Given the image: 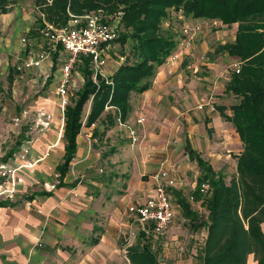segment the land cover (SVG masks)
Returning a JSON list of instances; mask_svg holds the SVG:
<instances>
[{"label":"crops","instance_id":"obj_1","mask_svg":"<svg viewBox=\"0 0 264 264\" xmlns=\"http://www.w3.org/2000/svg\"><path fill=\"white\" fill-rule=\"evenodd\" d=\"M4 22L19 23L12 44L20 32L28 33L36 20L25 18L15 9ZM203 22H183L202 26L192 56L186 54L182 64L172 70L166 65L159 67L146 92L131 94L132 108L124 125L117 121L121 114L116 106H107L97 124H84L71 169L63 179L57 171L66 154L61 100L40 95L32 108L34 113L40 109L50 113L51 127L39 132L31 123L18 151L12 156L9 153L15 144L0 152V165L15 169L17 182L12 197L0 196L1 202L9 203L0 207V264H129L127 251L144 234L143 225L129 213V208L144 205L152 197L161 171L176 181L175 187L169 189L174 221L189 224L183 217L182 201L196 213H205L202 200L194 199L200 169L191 160L187 146L215 168L221 160L240 155L243 144L228 119L232 116L228 97L233 94L226 87L231 77L229 65L235 59L217 55L213 44L227 34L217 31L213 37V30L203 28L207 24ZM180 36L181 30L178 39ZM26 50L15 45L0 49V56L27 54ZM47 53L39 69L27 70L38 71L36 78L41 79L42 86L55 85L56 93L64 65L59 69L58 59L67 56L61 48L49 47ZM202 55L205 61L200 59ZM8 62L2 67H9ZM114 73L106 71L104 77L111 81ZM203 99L204 107H210L205 112L204 107L200 109ZM109 112L117 121L114 126L106 119ZM143 116L146 121L140 124L138 119ZM129 126L136 127L140 137L136 147L132 145ZM179 138L183 140L182 151L174 147ZM146 239L152 250L161 242L159 238ZM251 259L253 255L248 262Z\"/></svg>","mask_w":264,"mask_h":264},{"label":"trees","instance_id":"obj_2","mask_svg":"<svg viewBox=\"0 0 264 264\" xmlns=\"http://www.w3.org/2000/svg\"><path fill=\"white\" fill-rule=\"evenodd\" d=\"M22 3L35 8L36 22L27 36L40 37L47 24L56 28L66 26L69 12L82 15L101 11L106 17L122 13L118 42L123 46L130 43L132 47L131 57L127 56L126 63L115 71L111 81L99 75L98 83L94 82L88 57L83 56L76 65L84 83L71 95L64 112L62 137L66 154L57 168L61 179L71 169L77 153L76 141L84 124H97L107 106H116L122 121H126L132 108L131 94L146 92L159 67L177 49L178 34L166 36L161 31L171 11L196 20L219 21L225 27L237 25L234 41L220 44L215 51L240 64V72L232 70L226 87L228 93L239 98L238 104L231 107L232 116L227 117L243 144L242 153L236 157V174L228 182L224 172H216L188 145L187 152L200 169L194 199L202 200L205 218L186 202L182 201L181 205L183 217L193 231H206V240L197 250V264H248L250 255L257 264H264V0H0V15H7ZM24 69L9 68V86ZM89 103L91 108L86 114ZM106 119L111 126L117 123L110 114ZM30 126L27 123L23 127L16 146L9 152L11 156L26 141ZM204 184L208 185L205 194L201 192ZM8 204L0 201V207ZM127 253L129 264H163L144 234Z\"/></svg>","mask_w":264,"mask_h":264},{"label":"built area","instance_id":"obj_3","mask_svg":"<svg viewBox=\"0 0 264 264\" xmlns=\"http://www.w3.org/2000/svg\"><path fill=\"white\" fill-rule=\"evenodd\" d=\"M122 13H118L111 17H106L103 12L74 15L69 13V21L64 27L56 28L47 24L40 33L53 48H61L67 58L61 69L59 85L56 93L60 96L62 112L64 114L66 106L70 101L69 87L72 84V73L79 60L84 56L90 58L92 69L94 71L93 79L98 83V76H104V69L108 66L112 54L115 53L113 42H115L121 34ZM202 26L190 25L185 23L181 27V36L178 39L177 49L171 53L166 59V66L172 68L179 67L186 54L192 56L195 47V41L202 32ZM27 41L23 38V42ZM48 58V53L44 52L39 55L30 56L24 61L25 69H36L42 66V63ZM120 62L124 63L125 58L118 57ZM205 61V57H200ZM4 61L0 58V68ZM236 73L240 72V64L233 65ZM205 99L202 100L200 109L204 107ZM30 118H33L31 121ZM53 116L45 109H40L32 115V112L25 110L20 117L15 119L17 124L33 123L34 128L41 132L52 125ZM140 124H144L146 118L139 117ZM117 121L120 125H124L121 116L118 115ZM133 142L140 140L134 129L130 130ZM31 143V140L28 139ZM31 166V165H29ZM27 166V167H29ZM15 169H9L4 165H0V196L12 197L16 191L17 182L15 179ZM157 186L153 190V195L144 205H132L129 213L132 214L139 223L144 227V235L146 238H161L172 227L175 219V210L171 201L169 189L175 187L176 181L169 177L166 171H161L156 176ZM208 185L204 184L201 192L207 193ZM193 199V198H192ZM40 246L41 244H37Z\"/></svg>","mask_w":264,"mask_h":264},{"label":"rangeland","instance_id":"obj_4","mask_svg":"<svg viewBox=\"0 0 264 264\" xmlns=\"http://www.w3.org/2000/svg\"><path fill=\"white\" fill-rule=\"evenodd\" d=\"M15 9L20 11L25 18L29 16L30 18L35 20V15H34L35 8L30 3H22V5L17 6L16 8H14V10ZM90 13H95V12H87L84 14H90ZM11 15H13V11L6 16L0 15V49L1 50L3 48L9 49L10 47L15 45L17 46L21 45L27 48V50L29 48V52L26 55L23 53L19 54L18 52H16L13 56L12 55H10L9 57L5 55L0 56V58L4 61V63H7L8 61L10 62L9 67L5 65L4 67L0 68V88L2 89V91L0 92V152L1 153H4L10 148H12V146H14L16 142L19 140L18 136L22 131L23 127L26 126V124L25 123L17 124L15 122V119L20 117V115L25 110L32 111V115H33L34 110L32 107L36 104L40 95H48L53 99L56 98L58 102L60 99V96H58L53 91L55 85L54 86L51 85V87L50 84L46 85L45 87L42 86L41 79L36 78L39 74V72L36 70L24 69V71H20V73L16 75L15 78L16 80L13 83V85L9 86L8 75H9V68L11 66L24 67V61L27 59V57L30 56V53L33 55H39L44 52L47 53L50 47L48 42L43 38L41 33H39L40 37H31V36H27L26 35L27 33L24 31L20 32V34L17 36V39H15L16 41H14L11 44V38L14 36L13 35L14 31L16 32L18 31L16 29V26H18L19 24L16 22H13L8 25L7 22L6 23L4 22L3 24L4 19L5 20L8 19V17L9 16L11 17ZM188 19H192V18L183 16L182 12H177L173 10L170 12V19L163 22L161 31L166 36H171L172 33L174 32L178 34L179 30L183 25V22H185V20ZM215 22L205 21L203 23H207V24H204L203 28L207 29L210 27L213 30V32L211 33L213 37L216 36L217 31H220L222 33L226 31L227 35H225V37L222 38L223 40L220 39L213 41L214 47H218L223 41L225 43L232 42L233 38L236 36L237 25H232L227 28H224L219 21H215ZM23 38H26L27 41L23 42ZM112 47H114L113 52L115 53L112 54V58L108 61L109 62L108 66L104 69L105 72L108 71L110 73L117 71L118 68L124 64L120 62V59L118 57H123L126 59L127 56L131 57L132 55V47L130 43H127V45L123 46L120 42H118L117 39L115 42H113ZM0 54L3 53H1L0 51ZM65 59L66 58L63 57L61 59H58L59 60L58 63H60L58 66L59 69L64 64ZM236 63H238V61L236 60L231 62V64L229 65L231 66L229 68V73H231L232 70H234L233 64ZM72 78L73 81L69 87L70 97L71 95L76 93L75 91H77L82 87V81H83V77H81V74L77 69H75L74 72L72 73ZM238 102H239V98H237L236 96L231 95L228 97V103L230 108L233 105L238 104ZM86 107H87L86 108V114H87L91 108L90 103ZM209 108L210 107H204L202 111L205 112L209 110ZM20 109H22L21 113H19ZM214 110L216 111V106ZM59 113L60 115L62 114V112ZM109 113L110 115H112L111 112ZM30 120L32 121L33 118H30ZM134 126L131 127L129 126V132L131 129L135 130L136 127L134 128ZM139 142L140 141L134 143L132 139V145L135 147L140 144ZM182 143L183 140L179 138V140H177L174 143V147L182 151L183 150V148L181 147ZM235 157L236 155L228 160L225 161L221 160L218 163V165H216V167L214 168L216 172L219 171L224 172L228 182L236 174L237 162ZM205 214L206 213H202L198 215L203 219L205 218ZM189 224L187 225L181 220L177 219L174 221L171 229L166 234L162 235L161 238H159L161 239V242L156 243L157 246H155L153 251L157 252L158 258L161 263L197 264L196 261V257L198 253L197 250L202 247V245L206 240V231L205 229H201L200 231L197 232L193 231V229L190 227ZM248 264H255V260L251 259V261L248 262Z\"/></svg>","mask_w":264,"mask_h":264}]
</instances>
